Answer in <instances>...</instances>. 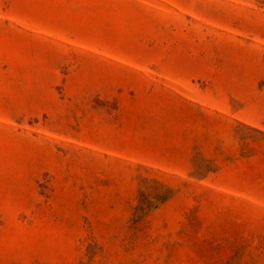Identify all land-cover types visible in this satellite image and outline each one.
I'll list each match as a JSON object with an SVG mask.
<instances>
[{
    "label": "rangeland",
    "instance_id": "rangeland-1",
    "mask_svg": "<svg viewBox=\"0 0 264 264\" xmlns=\"http://www.w3.org/2000/svg\"><path fill=\"white\" fill-rule=\"evenodd\" d=\"M0 264H264V0H0Z\"/></svg>",
    "mask_w": 264,
    "mask_h": 264
}]
</instances>
